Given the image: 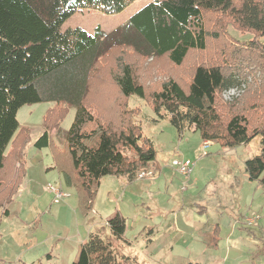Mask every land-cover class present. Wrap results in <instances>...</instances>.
<instances>
[{
  "label": "trees",
  "instance_id": "obj_1",
  "mask_svg": "<svg viewBox=\"0 0 264 264\" xmlns=\"http://www.w3.org/2000/svg\"><path fill=\"white\" fill-rule=\"evenodd\" d=\"M135 0H0V206L25 175L30 130L25 105L53 102L34 142L50 147L64 182L74 187L84 215L94 208L105 176L137 179L156 166L153 142L142 133L129 98L147 100L183 134L235 148L261 138V154L245 161L251 181L264 186V0H153L111 33L64 24L78 11L117 14ZM229 27L251 37L234 39ZM152 58L154 62L148 63ZM161 77V78H160ZM246 84L231 101L223 93ZM74 120L58 145L51 133ZM92 232L73 264H134L120 256L127 221ZM114 239V240H112ZM215 242V239H214Z\"/></svg>",
  "mask_w": 264,
  "mask_h": 264
},
{
  "label": "rangeland",
  "instance_id": "obj_2",
  "mask_svg": "<svg viewBox=\"0 0 264 264\" xmlns=\"http://www.w3.org/2000/svg\"><path fill=\"white\" fill-rule=\"evenodd\" d=\"M151 1L135 0L124 11L112 15L93 9L81 10L73 14L63 28L81 27L89 33L101 28L111 33ZM229 33L239 40L251 37L231 27ZM152 62L150 58L148 63ZM245 88V83L231 88L222 97L231 101ZM129 105L141 111L137 120L143 135L153 142L157 168L154 166V178L127 182L133 193L138 191L134 193L137 197L125 195L123 180L110 175L102 179L93 209L98 218L108 219L119 212L126 218L128 228L124 239L131 245L118 243L120 256L139 261L146 258L152 229L155 234L164 233L165 229L161 231L160 228L163 221L169 230L167 235L173 238L171 246L180 252L178 264H190L195 260L207 262L210 253L222 258L230 249L228 264H264V186L259 180L251 181L245 169L247 159L261 154V138L256 137L235 148H222L214 142L204 148L198 132L179 133L168 118H160L153 111L146 99L134 95L129 98ZM53 107V102H41L25 105L18 111L20 126L30 130L31 140L26 149L25 175L5 206L9 215H5L4 207L0 206V264H73L81 244L87 240L83 239L81 226L88 224V218L80 210L76 189L67 186L62 175L60 183V172L52 168L55 162L50 147L38 149L34 146L44 131V118ZM75 112L76 109L70 107L61 127L51 133L58 145L62 146ZM182 157L195 162L189 178L180 175L172 165L173 160ZM49 185L64 189L70 197L54 203ZM141 186H144L142 193ZM220 203H225L226 210ZM164 205L172 206L174 211L163 215L160 207ZM255 215L260 219L248 226L247 219ZM205 224L218 227L211 248L207 246L210 241L194 233L196 226ZM95 232L104 239L110 237V230L104 225L98 224ZM190 236L197 240L191 243ZM205 248L208 249L203 254H194L195 250ZM47 254L53 258L48 259ZM170 258L166 257L163 263L167 264Z\"/></svg>",
  "mask_w": 264,
  "mask_h": 264
},
{
  "label": "crops",
  "instance_id": "obj_3",
  "mask_svg": "<svg viewBox=\"0 0 264 264\" xmlns=\"http://www.w3.org/2000/svg\"><path fill=\"white\" fill-rule=\"evenodd\" d=\"M58 176H59V181L61 183L62 182L61 174L58 173ZM117 178L119 180H123V183L126 184V187L124 188L125 195L129 194L130 196L135 197L136 195L134 193H136L138 191L135 190V192L133 193L131 185H130V187L127 186V182L128 183H132L133 181L130 182L127 179L125 180L124 177H117ZM142 188H144V186H141V189H140L141 193H142ZM198 189H199V187H198ZM56 204H59V203H56ZM223 204L220 203V205H221L220 207H224L225 210H226L227 206L225 205V203H223ZM119 207L121 209V206H119ZM160 208L162 209V211L160 213H162L163 215L166 214L167 212L174 211V208L172 206L169 207L167 205H164V206H162ZM97 215H98V213L94 209L91 212H89L87 215H84L86 218H88L87 219L88 224L86 226H81V232H82L84 241L86 239H88V237L90 236V234L92 232H95V227H97L98 224L101 225V226L104 225V226L109 228V226L107 224V221H108L109 218L108 219H104L103 217H99L98 218ZM160 223H161V225H160L161 231H163L165 229L164 233L160 234V231H159V233L157 232V234H155V231L152 229V232H151L152 234L147 240L148 241V244H147L148 252H146L147 254L144 255V257H146V258H143L142 261H139L138 258H132L133 261H134V264H165V263H163V261L166 259V257H171L169 260H167L168 261L167 264H178L177 262H178V256L180 255V252L177 253V251H175V246H171L170 243H171V239H173V238L171 237V235H167L169 230L166 229L165 222L162 221ZM196 229H194L196 231L194 233H197L200 238H203V240L210 241L209 243L207 242V244H210V245H207V244L206 245L210 246L209 248H211V246L213 244H215V242L213 240V234L217 235L218 227L211 228V226L208 227L205 224L204 226H198V227L196 226ZM109 230H110V228H109ZM109 236L111 237V230H110ZM163 236H165V237L162 238ZM190 237L191 238L189 240H191V243H194L197 240V239L193 240L192 236H190ZM230 239L232 240V237H230ZM112 240H114V239H112ZM118 243L121 244V245H125V246L131 245V242L128 241V240H125L124 236H123V238L121 240H118V241L115 240V245H116V248H117L118 251L121 248V245H119ZM81 246H82V244H81ZM81 246H80V249H79V253H80V250H81ZM206 249H208V248L195 250L194 254H203V252H205ZM230 250H227L225 252V255L222 258L218 257V256H214L212 253H210L208 255L210 259H208L207 262H200L198 260H195L194 263L190 262V264H228V262H229V253L231 252ZM79 253L77 254L76 260L79 257ZM155 256H161V257H164V258H155V260L153 258H151V257H155ZM47 258L51 260L53 258V256L51 254H47ZM153 261H155V262L153 263Z\"/></svg>",
  "mask_w": 264,
  "mask_h": 264
},
{
  "label": "built area",
  "instance_id": "obj_4",
  "mask_svg": "<svg viewBox=\"0 0 264 264\" xmlns=\"http://www.w3.org/2000/svg\"><path fill=\"white\" fill-rule=\"evenodd\" d=\"M212 141H204V148L208 147ZM206 153V150H204ZM172 165L176 168V171L185 178H189L194 170L195 162L188 158H180L173 160ZM155 177V169H145L141 170L138 175L137 179H146V178H154ZM49 190L53 193L54 203H60L63 199L68 198L70 194L62 188H59L55 185H49ZM260 219L259 215H255L254 217L247 219L248 226L254 225Z\"/></svg>",
  "mask_w": 264,
  "mask_h": 264
}]
</instances>
